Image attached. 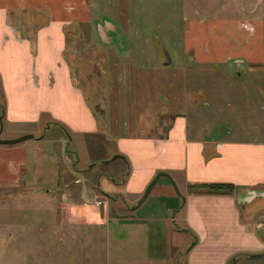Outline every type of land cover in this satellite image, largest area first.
<instances>
[{
  "label": "crops",
  "instance_id": "obj_1",
  "mask_svg": "<svg viewBox=\"0 0 264 264\" xmlns=\"http://www.w3.org/2000/svg\"><path fill=\"white\" fill-rule=\"evenodd\" d=\"M119 1L0 0V140L34 136L15 145L0 144V186H18L31 177L32 164L46 162L47 153L30 141H36L39 147L48 143V131L54 130L52 125L60 127L64 123L75 137L80 136V149L90 152L86 151L85 157L89 164L106 159L92 156L90 144L101 149L111 145L115 147L114 154L124 158L105 172L95 168L99 162L80 171L69 163L70 152L61 153L64 156L61 160L68 163L63 175L71 179V185L56 190L62 193V211L74 214L69 219L67 213L64 228L86 224L87 229L106 230L110 264H173L185 254L187 264H230L237 257V261L242 257L257 259L249 257L257 254H263L260 258H264V243L260 239L264 236V134L250 139L236 134L234 137L235 128L230 123L215 130L214 125L211 132L203 119L205 112L196 114L199 104L193 102L189 107L192 101L186 98L178 101L174 88L167 94L169 111L161 113L150 128L146 126V135L125 134L123 106L129 97L142 95L136 84H141L144 76L150 82V76L145 74L148 65H160L158 50L148 38V34L152 37L159 31L142 27L148 22L143 20L156 15L145 12L146 0H138L139 9L129 0L127 10H121ZM106 5L110 6L109 13L105 12ZM257 22L247 27L252 34L251 42L243 52L249 66L245 67L240 60L243 75L228 71L229 76H218L212 88L222 95L214 98L226 99V84H234L236 76L245 75L257 97L261 94L264 98V51L263 61L258 63L260 53L256 54L254 47V39H264V19ZM207 28L210 37L220 31L213 26L211 30L208 22L198 21L187 28L183 52L190 60H197L202 49L205 60H197L201 65L228 66L242 58L224 49L227 44L224 41L198 48L197 43L205 42ZM91 45L120 53L126 48L120 55H126L122 64L125 69L118 73L117 80L125 90L122 98L117 99V112L108 113L118 117L104 121L103 125L84 106V92L77 86L68 56L70 51L88 50ZM131 52H136L134 57L129 56ZM132 67L139 70L134 80L129 77ZM204 104L200 105L210 108ZM56 138L54 143L60 147L67 146L68 140L71 142L63 134ZM160 173L174 180L180 194L168 178L162 177L149 197L137 206ZM86 179L98 181L96 186L103 198L84 182ZM105 181L111 184H106L103 190L101 183ZM201 185L233 186L234 191L230 195L190 192L192 186ZM89 195H94L92 204L84 202L83 198L88 199ZM88 205L95 209L86 211ZM101 206L106 209L102 211ZM111 209L115 211L112 213ZM181 235L192 243L185 251L178 243L171 248V240Z\"/></svg>",
  "mask_w": 264,
  "mask_h": 264
},
{
  "label": "rangeland",
  "instance_id": "obj_2",
  "mask_svg": "<svg viewBox=\"0 0 264 264\" xmlns=\"http://www.w3.org/2000/svg\"><path fill=\"white\" fill-rule=\"evenodd\" d=\"M126 2L129 0L119 1L121 10H127L130 6ZM133 3L138 5L139 9V1L133 0ZM145 5L147 10L145 12L156 14L155 17L143 20L150 23L146 22L145 25L142 24V27H147L149 31L158 28L159 33L152 37L148 34V38L158 50L160 65L158 67L148 65L145 74L148 78L150 76V82L144 76V81L136 84V90H140L142 95L134 99L129 97L123 106L122 121L123 124L125 123L123 132L137 137L146 135V126L150 128L151 124L159 120L161 113L169 111L167 94L174 88V91L178 92V101L181 99L185 101V98L189 102L192 101L189 107L193 106V102L199 104L196 114L204 115L205 112L203 119L205 124L210 126L211 132L214 125L215 130L219 125L230 123V126L235 128L234 137L236 134L237 137L250 139L251 136L264 134V98L261 94L257 97L256 91L251 89L247 75L236 76L234 84L225 83L228 86L225 89H228V92L224 93L226 99L214 98L222 94L215 93L216 91L212 88L216 86L214 82L218 81V76H229V72L234 75L245 73L240 72L239 67L240 60H243L245 67L249 66L248 57L243 52L247 47L245 45L251 42L252 34L247 27L253 26L254 22L259 23L258 19L261 21L264 19V0H146ZM109 7L106 5V13H109ZM195 21L201 24L208 22L211 30L212 26L220 28V31L214 32L211 37L207 28L205 42L197 43L198 48L205 44L213 45L212 43L224 41L227 42L224 49L230 54L238 53L242 58L231 61L228 66L223 63L201 65L198 61L205 60V51L202 49L203 51L199 50L196 56L198 61L190 60L188 54L183 52L186 42L184 34ZM122 22L125 24L126 20L122 18ZM132 38L135 37L132 36ZM110 41L106 40V43ZM254 47L256 54L260 53L258 63H261L264 39H254ZM125 50L122 49L121 53ZM119 53L120 51L117 50H106L100 46L98 48L91 45L88 50L75 49L68 54L74 68H72L74 79L77 86L84 92V106L90 108L101 125L104 121L108 122L118 117L117 114L108 115V113L117 112V99L122 98L125 90L117 80L121 71L125 69L122 64L126 60V55L122 54L120 57L121 53ZM135 53L131 52L129 56L134 57ZM168 56L173 64L162 66V62L164 64L168 62ZM132 71V76L130 73L129 77L134 80L139 70L132 67ZM153 80L156 82L153 83ZM200 104L208 105L210 108ZM50 122L51 118L48 117V127ZM62 125L60 127L52 125L54 130L48 131V143H42L39 147L36 141H30L34 146H38V149L47 153L44 158L46 162L32 164L34 168L31 177L18 186L6 188L0 186V264H110L109 240L105 242L106 230L97 227L87 229L86 224L64 228L63 220L67 218V213L69 219L74 214L62 211L64 200L62 193L56 190L62 185H71V179L63 175L64 166L68 163L61 160L64 157L61 153L70 152L68 153L69 163L75 164L80 171H86L96 162L112 160L117 155L114 154L115 147L106 145L105 149H101L90 144L92 156L106 159L89 164L85 157L86 151L88 154L90 152L87 149L86 151L80 149V136L75 137L72 129L64 123ZM62 134L67 140L71 138V142L69 144L70 140H68L67 146L60 147L54 142L57 141V135ZM3 137L7 136L3 134ZM116 162L120 160L109 164L100 163L95 168L105 172ZM94 181L86 179L84 182L103 198V194L96 186L98 181H95L96 183ZM106 184L109 186L111 183L109 181L101 183V189L104 190ZM262 189L264 190V187ZM83 199L86 204H92L94 195ZM98 205L100 202H97ZM89 209L95 208L88 205L85 210L89 211ZM100 209L103 211L106 207L101 206ZM111 210L112 213L115 211ZM177 238L174 237L171 240V248L178 243L182 251L189 249L192 243L189 244L182 235ZM260 239L264 243V236L261 235ZM184 256L173 264H187V257ZM237 258H233L230 264H264V258L242 257L238 261Z\"/></svg>",
  "mask_w": 264,
  "mask_h": 264
},
{
  "label": "water",
  "instance_id": "obj_3",
  "mask_svg": "<svg viewBox=\"0 0 264 264\" xmlns=\"http://www.w3.org/2000/svg\"><path fill=\"white\" fill-rule=\"evenodd\" d=\"M168 64H172V59L168 56ZM34 138V136L32 135H27V136H22L20 138H17V139H13V140H6V141H2L0 140V144H6V145H15V144H19V143H22L28 139H32ZM117 159H124L122 158L120 155H116L112 160L110 161H106V162H100V163H103V164H109ZM93 167V165L91 166ZM162 177H165V178H168L172 184V186L174 187V189L176 190L177 194H180L179 190H178V187L176 185V183L174 182V180L166 173H160L156 176V178L153 180V182L149 185V187L147 188L143 198L138 202L137 206H140L150 195V193L152 192L153 188L157 185V183L159 182V180L162 178ZM263 254H257V255H250L249 257L250 258H260L262 257Z\"/></svg>",
  "mask_w": 264,
  "mask_h": 264
},
{
  "label": "trees",
  "instance_id": "obj_4",
  "mask_svg": "<svg viewBox=\"0 0 264 264\" xmlns=\"http://www.w3.org/2000/svg\"><path fill=\"white\" fill-rule=\"evenodd\" d=\"M234 191L233 186L226 185H204V186H192L190 192L192 194L202 195H230ZM111 198V196H110ZM183 207V206H182Z\"/></svg>",
  "mask_w": 264,
  "mask_h": 264
}]
</instances>
